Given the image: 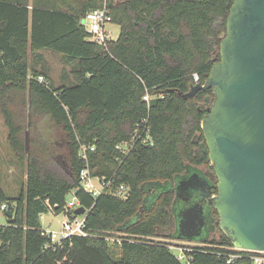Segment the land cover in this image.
<instances>
[{
	"label": "trees",
	"instance_id": "16d2710c",
	"mask_svg": "<svg viewBox=\"0 0 264 264\" xmlns=\"http://www.w3.org/2000/svg\"><path fill=\"white\" fill-rule=\"evenodd\" d=\"M233 2L57 0L61 10H49L0 0V116L9 147L20 160L25 156L27 167L17 197L0 190V202L14 210L0 226V264H183L160 241L176 239L175 193L169 188L190 167L210 164L201 121L214 95L208 89L183 100L178 92L189 91L194 75L203 84L220 60ZM103 6L119 26L117 39L105 48L90 41L80 24L88 11ZM40 52L63 57L69 67L67 78L61 72L65 82L59 85L44 70ZM142 119L152 145L138 144L120 155L116 145L129 140ZM43 121L59 131L57 139L40 134ZM86 164L93 177L110 181L95 198L79 187ZM120 185L127 187L125 199L112 194ZM70 193L85 210L90 237L58 246L39 219L48 211L71 216ZM201 244L185 252L189 264H226L219 253L233 246L223 233Z\"/></svg>",
	"mask_w": 264,
	"mask_h": 264
},
{
	"label": "water",
	"instance_id": "95a60500",
	"mask_svg": "<svg viewBox=\"0 0 264 264\" xmlns=\"http://www.w3.org/2000/svg\"><path fill=\"white\" fill-rule=\"evenodd\" d=\"M219 54L203 84L178 92L188 100L212 89L201 129L217 191L202 196L203 201L186 202L181 189L198 175L176 179L169 188L175 193V237L206 242L216 222L233 247L264 252V0H234ZM7 205L5 216L11 218L14 210ZM74 214L86 215L82 207Z\"/></svg>",
	"mask_w": 264,
	"mask_h": 264
},
{
	"label": "built area",
	"instance_id": "2783aa9c",
	"mask_svg": "<svg viewBox=\"0 0 264 264\" xmlns=\"http://www.w3.org/2000/svg\"><path fill=\"white\" fill-rule=\"evenodd\" d=\"M111 23V15L110 11L103 6L100 9H95L88 11L80 20L81 26L86 30L89 37L88 39L103 48L106 47L108 41L111 40L109 37L106 26ZM37 81L40 83H44L45 80L42 76H38ZM195 82H197L198 78L194 75ZM150 96L148 93L143 96V101L145 103H149ZM152 145L150 131L147 126V120L142 119L136 126L131 138L127 141H122L116 145V150L122 156H126L130 153V151L136 145ZM93 150V148H91ZM79 155L82 160L86 161V147L81 146L79 150ZM79 187L83 189L86 193L91 195L93 198L98 197L103 191L110 188V181H103L97 177H93L90 173V169L88 165L80 171L79 173ZM112 194L116 197L125 199L127 197V187L124 185L118 186L116 189L112 191ZM71 199V200H70ZM69 200L66 211H71V216L65 215V220L60 223V228L58 232L56 231H45L48 239L52 244H57L58 246L64 240H70L72 237H82L88 238L90 234L86 231L85 227V219L86 215L77 216L74 214V209L72 208L73 200H76L72 194V197ZM78 204V203H77ZM79 205V204H78ZM71 209V210H70ZM77 209V208H75ZM8 210V205L6 202H0V211L6 212ZM109 242H113V240L107 239ZM202 245V244H199ZM198 246V245H193ZM172 250V247L169 246ZM190 246L179 247L178 255L176 258L182 262L183 264H189V258L185 255L186 251L190 250ZM226 252L219 253L224 259L226 264H233L238 260L248 259L251 264H264V252H256V251H246L237 249L235 247H222Z\"/></svg>",
	"mask_w": 264,
	"mask_h": 264
},
{
	"label": "rangeland",
	"instance_id": "374dc122",
	"mask_svg": "<svg viewBox=\"0 0 264 264\" xmlns=\"http://www.w3.org/2000/svg\"><path fill=\"white\" fill-rule=\"evenodd\" d=\"M124 1V0H116ZM109 37L111 40H115L119 34V26L113 23H110L106 26ZM42 60L44 64V70L47 71L51 78L56 81L61 72L66 69L64 59L61 55L52 53V52H43ZM1 121L3 123L2 117L0 116V124ZM4 126V124H3ZM41 129L39 130L40 134L44 138H51V140H55L59 137V131L54 128H50L48 126L47 121H43L41 123ZM6 128L2 130L0 125V190L5 194V196L10 198H15L19 195L21 189L25 188L26 179H27V167L25 156L24 159L20 160V158L13 152V150L9 147L6 138ZM26 139L28 142H26ZM30 149V131L27 130L25 134V153L29 152ZM210 164L200 165L199 168L204 172H210L213 175V169L210 168ZM70 198L72 197V193H70ZM71 200V199H70ZM69 200V201H70ZM72 208L79 207V203L77 200H73ZM78 203V204H77ZM71 210V209H70ZM66 214L59 213L55 214L52 211H48L46 214H42L39 219L40 226L44 231H56L58 232L60 228V223L65 220ZM216 218V216H215ZM217 220V219H216ZM7 224L5 213L0 211V226H4ZM223 232L218 227V224H215L214 232L209 235L208 239H219ZM224 234V233H223ZM114 237V236H113ZM107 239L115 240V238L108 237ZM161 242H165L172 247V252L176 256L178 255V248L190 245H199L201 242L198 241H186V240H178V239H160ZM119 243V242H118ZM113 252L115 254L120 253L119 246L117 243L112 246Z\"/></svg>",
	"mask_w": 264,
	"mask_h": 264
},
{
	"label": "flooded vegetation",
	"instance_id": "af4514ba",
	"mask_svg": "<svg viewBox=\"0 0 264 264\" xmlns=\"http://www.w3.org/2000/svg\"><path fill=\"white\" fill-rule=\"evenodd\" d=\"M190 172H194L197 173L198 177H195V179L192 180V182L190 183V185L184 186L181 191L183 194V198L185 199V201H193L195 199V201H203L204 199L202 198V196H204L205 194H207L208 192H212V195L216 194V192H214V188L216 187V177L213 173V175L208 171V172H204L203 170H201L199 168V166L194 167V169H187L186 170V174L191 175ZM181 175L178 178H182L185 177L184 175ZM189 204V203H188ZM215 216V215H213ZM215 223L211 224L210 227L207 226L206 229L201 233V235H204L209 227V231L208 234L211 235L214 230H215Z\"/></svg>",
	"mask_w": 264,
	"mask_h": 264
},
{
	"label": "crops",
	"instance_id": "0c3cea01",
	"mask_svg": "<svg viewBox=\"0 0 264 264\" xmlns=\"http://www.w3.org/2000/svg\"><path fill=\"white\" fill-rule=\"evenodd\" d=\"M9 1L12 2V3L25 4L29 8H32L34 5L35 6L37 5L39 7L46 8V9H49V10H58V9L61 10L59 8L58 4H57V0H9ZM40 53H43V52H40ZM68 69H69V67L66 66V69L64 70V76H65V78H67V74L69 73L68 72ZM62 75H63V73L60 74L59 77L56 79V81H57V83L59 85L62 84L63 82H65V81H62V79H64V78H61V77H63ZM0 125H1L2 130H3L4 129V126H3L2 121H1V124ZM6 138H7V132H6Z\"/></svg>",
	"mask_w": 264,
	"mask_h": 264
}]
</instances>
